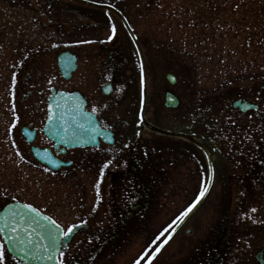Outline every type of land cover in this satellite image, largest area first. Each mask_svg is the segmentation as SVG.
Returning <instances> with one entry per match:
<instances>
[{"label": "flooded vegetation", "instance_id": "obj_1", "mask_svg": "<svg viewBox=\"0 0 264 264\" xmlns=\"http://www.w3.org/2000/svg\"><path fill=\"white\" fill-rule=\"evenodd\" d=\"M92 4L109 6L120 15ZM138 4L133 0H0V120L12 116L10 111H13V124L20 126L19 131L16 128L11 133V124L5 130L7 133H3L9 136L8 142L20 138L18 163L46 168L31 153L32 147H38L47 149L53 159L66 164L59 171L65 170L64 182L77 192L73 194L75 202L69 205L73 208L68 210L67 219L39 209L64 232L78 225L61 251L63 264H135L138 259L140 264H149V261L150 264H197L199 261L200 264H227L236 234L234 222L228 218L208 248L203 246L201 236H195V240L190 238L198 231L187 223L208 199L216 201L207 205L213 211L224 210V201L233 195L239 198L244 191L251 195L258 184L264 190L261 138L264 112L258 104L250 102L256 104L255 110L242 114L236 109L238 117L224 124L199 126L194 119L186 130L168 126L170 121L179 126L184 123L182 99L174 87L177 78L169 73L174 75V83L168 81L170 87L160 79L162 76L157 72L160 64H155L150 54L153 39L148 33L139 35L136 28L148 21L135 9ZM54 10L62 17H55ZM104 24L110 25V32L98 31ZM55 50L71 52L76 58V69L68 78L59 74L60 88L55 86ZM150 64L157 72L151 84ZM54 90L81 95L85 111L99 126L95 140L93 136L98 132H90L89 141L96 142L95 146H56L46 136L47 107ZM261 90L256 92L258 100L264 86ZM150 91H154L151 99ZM167 94L178 100L175 108H167L170 103ZM167 110L175 112L169 121L165 115ZM243 116H252V119L246 124L239 122ZM136 118L142 129L128 127L134 126ZM257 126L258 132L250 130L247 134L255 144L251 150L243 134L245 127ZM24 132L28 133L27 137ZM31 137L33 142L28 143ZM159 152L160 156H170L164 159H172L174 177L164 175L163 165L155 167ZM202 184L209 188L202 201L172 239L152 255V250L172 231L164 222L161 200L172 194L178 200L191 198L190 205ZM166 186H171L173 193H167ZM155 198L157 224L150 223L155 217L150 201ZM165 229L168 231L164 232ZM157 236L160 239L153 244ZM2 248L6 251L0 236Z\"/></svg>", "mask_w": 264, "mask_h": 264}, {"label": "rangeland", "instance_id": "obj_2", "mask_svg": "<svg viewBox=\"0 0 264 264\" xmlns=\"http://www.w3.org/2000/svg\"><path fill=\"white\" fill-rule=\"evenodd\" d=\"M55 2L57 0H54ZM100 2L114 0H98ZM138 4L137 11L142 17H147V24H138L136 28L139 35L148 33L153 40L151 58L155 64H160V79L166 86H171L166 80V75L172 73L177 78L174 87L182 99L181 114L184 123L181 126L174 121L167 125L174 129L186 130L190 121L196 119V123L205 126L224 124L238 117V111L232 107L235 100L243 99L259 105L264 112V92L258 100L256 92L264 86V64L259 61L252 70L242 71L244 63L249 60L245 54L256 56L261 50L256 43L264 40V31H253V26L264 20V0H133ZM152 2V3H151ZM234 5L238 9H234ZM55 17H62L60 12L54 10ZM105 16V15H101ZM99 32H110V25L100 26ZM251 28V37L246 41L247 32ZM121 30V29H120ZM157 45V46H156ZM159 49V50H158ZM61 50L54 52V78L55 86L60 88V78L56 57ZM263 51V50H262ZM239 65V66H238ZM150 84L153 76H157L156 70L151 69ZM139 72L136 77H139ZM138 82V79H136ZM4 89V88H3ZM262 91V90H261ZM6 91L4 90V95ZM8 94H12L8 91ZM8 94L6 96H8ZM154 91H150L151 96ZM12 96V95H11ZM7 116L4 121L0 120V208L4 205L19 201L30 204L38 209L53 213L56 217L67 219L69 205L74 201L73 186L64 182L65 170L52 172L40 166H30L29 163H18L19 137L7 141L9 136L5 130L11 126V133L20 126H14V112ZM166 118L175 116V112L165 111ZM252 116H243L239 122L248 123ZM138 118L131 122L128 127L136 130L142 129L137 125ZM43 121L40 122L42 124ZM139 124V123H138ZM137 125V126H136ZM169 127V128H170ZM239 128V127H238ZM260 127H245L243 137L247 146L255 149V144L248 137V132ZM263 131L261 138L264 147V123L261 124ZM240 129V128H239ZM144 134L148 131L141 130ZM3 133V134H2ZM149 134V133H148ZM13 135V134H12ZM6 139V140H5ZM157 144V143H156ZM159 152V158L155 159V167L166 170L164 175L175 176L172 159L170 156ZM27 164V166H25ZM170 168V171H168ZM167 172V174H166ZM171 186H166L167 193H173ZM248 195L243 192L239 198L233 195L228 201H224V210H212L208 199L201 208L189 219L187 226L196 227L197 235L201 236L205 247H210L216 241L218 230L229 221L235 224L229 259L227 264H257L255 255L264 247V190L258 184L256 189ZM191 198L178 200L174 196L166 195L161 200L163 206V219L167 226L173 224L188 206ZM69 202V203H68ZM155 217L150 223H158L157 199L150 201ZM255 209V211H253ZM206 227V228H205ZM177 238L173 240H177ZM195 240V239H194ZM2 248L0 253L4 259L0 264H14L8 258L9 255ZM201 255L198 256L200 258ZM63 262V260L61 259ZM18 264V263H17ZM200 264V261L197 263Z\"/></svg>", "mask_w": 264, "mask_h": 264}, {"label": "water", "instance_id": "obj_3", "mask_svg": "<svg viewBox=\"0 0 264 264\" xmlns=\"http://www.w3.org/2000/svg\"><path fill=\"white\" fill-rule=\"evenodd\" d=\"M92 5L104 7L97 4ZM58 65L62 75L68 78L76 68V58L70 53H62L58 58ZM168 77L171 78L170 75ZM171 82H174L173 79ZM169 102L167 106L171 108L178 104V100L173 97ZM84 107L85 103L78 93L53 91V96L48 104V119L44 132L56 146L76 148L96 145V142L89 141L90 132L93 130L98 132L93 136L95 140L99 136V128L95 120L90 119L87 115ZM234 107L239 108L243 113L256 109L254 105L241 101L236 102ZM23 134L25 137L28 135L25 132ZM31 141H33V137L28 139V143ZM32 151L42 164L53 170L65 166L53 159L48 150L32 148ZM27 206L21 203H12L0 210V229L3 230L0 232L9 254L19 260L21 264H60V251L65 249L78 227L74 228L68 236H63L61 235L63 231L60 227H56L57 224H53L51 219L33 207L28 208ZM189 215L184 218L183 222ZM181 224L183 223H180L179 226ZM175 231H172L170 238ZM263 253L264 250H261L255 256L258 264H264Z\"/></svg>", "mask_w": 264, "mask_h": 264}, {"label": "snow or ice", "instance_id": "obj_4", "mask_svg": "<svg viewBox=\"0 0 264 264\" xmlns=\"http://www.w3.org/2000/svg\"><path fill=\"white\" fill-rule=\"evenodd\" d=\"M113 32H115V28L113 27ZM109 39H111V37H109ZM108 163H111V161H109ZM108 163H106L104 165V167H108ZM101 175H103V168L101 169ZM209 188L208 186L202 184L199 194L198 196L195 198V200L193 201L192 204H190L183 212L180 213V216H178L176 218V221H173V224H175L177 227L179 226V223H183L184 218H186L192 211L193 209L197 206V204L200 203L201 199L206 195V193L208 192ZM28 208H31L30 205L27 206ZM253 211H255V209H253ZM53 224H55V221H52ZM85 223V222H82ZM5 227H7V225H5ZM56 227H59V225H56ZM78 227V225H72L70 226L66 232H62L61 235L63 236H68L70 233H72L73 229ZM169 228H172V231H175V228L172 227V225H169ZM0 231H3L2 229H0ZM13 231H15V229H13ZM168 231V229H165L164 232ZM164 232L160 233V236L164 235ZM160 236H157L155 240L152 241L153 244H156V241L160 239ZM170 238V234L169 237H166L164 241L161 242V244L157 245L156 248L154 250H152V255H155L156 252H158L160 250V247L163 246L164 243L167 242V239ZM22 243V242H21ZM4 259V256L2 253H0V261H2ZM49 259H51V256H49ZM264 259V258H262ZM61 264H63V262L61 261ZM135 264H140V260L138 259ZM150 264V261H149Z\"/></svg>", "mask_w": 264, "mask_h": 264}, {"label": "trees", "instance_id": "obj_5", "mask_svg": "<svg viewBox=\"0 0 264 264\" xmlns=\"http://www.w3.org/2000/svg\"><path fill=\"white\" fill-rule=\"evenodd\" d=\"M242 2H245L246 0H240ZM235 10L238 9V7L236 5H234L233 7ZM262 10V13H264V8L261 9ZM253 31H256L258 33H260V30H263L264 31V20H261L259 21L258 23H256L253 28H252ZM247 32V37H246V41L248 42L249 41V37H251V28H249ZM257 47L260 51L259 54H257L256 56H251L249 53L245 54V56L247 57V59L249 60V62L247 61L246 63H244V66L242 67V71L244 70H252L253 67H255V65H259L260 62L259 61H262L263 64H264V40H259L257 43H256ZM263 50V51H262ZM239 66V65H238Z\"/></svg>", "mask_w": 264, "mask_h": 264}]
</instances>
